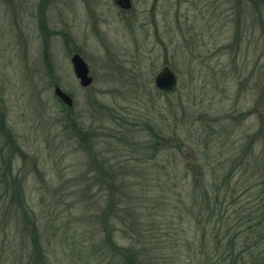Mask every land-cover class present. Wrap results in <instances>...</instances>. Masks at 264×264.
I'll list each match as a JSON object with an SVG mask.
<instances>
[{
	"label": "rangeland",
	"instance_id": "1",
	"mask_svg": "<svg viewBox=\"0 0 264 264\" xmlns=\"http://www.w3.org/2000/svg\"><path fill=\"white\" fill-rule=\"evenodd\" d=\"M130 4L0 0V119L18 148L10 151L0 123V264H24L34 247L30 215L49 264L87 260L85 246L103 245L108 188L137 191L103 187L107 178L142 177L147 186L138 189L148 193L154 178L168 177L161 165L178 163L169 176L179 192L182 156L160 140L151 145L154 131L191 143L196 159L216 169L237 151L232 182L249 189L237 205L256 213L264 205V0ZM74 53L88 66L87 87L74 74ZM166 65L177 83L161 91L154 79ZM7 157L12 172L2 180ZM7 193L17 205L4 216Z\"/></svg>",
	"mask_w": 264,
	"mask_h": 264
},
{
	"label": "trees",
	"instance_id": "2",
	"mask_svg": "<svg viewBox=\"0 0 264 264\" xmlns=\"http://www.w3.org/2000/svg\"><path fill=\"white\" fill-rule=\"evenodd\" d=\"M0 123L7 132L10 151H18L3 118ZM154 134L151 145L158 146L160 140L161 144L172 146V154L177 152L176 156H182L179 165L184 174L179 183L180 191L176 193L178 181L169 176L171 169L178 168V163H163L161 168L169 170L168 177L154 178L148 193L138 189V186H147L142 177L139 182L119 176L102 181L103 187L107 184V188L125 190L137 186V191L129 194L125 190L116 194L108 188L109 193L103 200L104 209L99 214L102 225L105 223L103 245L98 247L92 243L94 249L85 246L83 255L87 260L80 257L75 264H264V216L260 215L264 205L258 207L257 213L237 205L240 192L249 190L245 187L240 191L243 183L232 182L239 153H229L216 169L211 165L214 161L210 164L207 160L196 159L200 151H195L191 143L181 145L178 136L157 131ZM3 149L5 147L0 148ZM7 159L8 163L2 168V180L12 172V158ZM107 169L113 167L106 166ZM7 180L15 181L14 177L4 181ZM4 189L8 190L7 187ZM16 199L17 196L9 193L2 195L4 216L10 214L9 207H16ZM18 209L25 214L30 212L24 205ZM30 216L28 223L31 224L27 226L33 232L34 247L24 264H49L38 243L34 216ZM76 246L75 243L73 248Z\"/></svg>",
	"mask_w": 264,
	"mask_h": 264
},
{
	"label": "water",
	"instance_id": "3",
	"mask_svg": "<svg viewBox=\"0 0 264 264\" xmlns=\"http://www.w3.org/2000/svg\"><path fill=\"white\" fill-rule=\"evenodd\" d=\"M116 2L123 8L128 9L130 7V0H116ZM71 64L73 71L79 84L82 87H87L92 82V77L89 75V69L86 62L78 53H74L71 58ZM156 87L161 91H169L173 89L177 83V77L174 71L169 66H164L154 79ZM54 95L59 98L67 106H72V97L70 94L62 90L59 86H55L53 89Z\"/></svg>",
	"mask_w": 264,
	"mask_h": 264
}]
</instances>
